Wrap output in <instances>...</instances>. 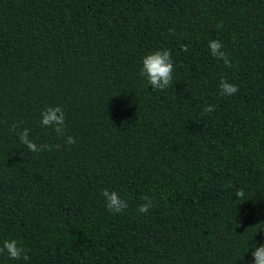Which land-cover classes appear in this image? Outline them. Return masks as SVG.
Instances as JSON below:
<instances>
[{"label": "trees", "instance_id": "trees-1", "mask_svg": "<svg viewBox=\"0 0 264 264\" xmlns=\"http://www.w3.org/2000/svg\"><path fill=\"white\" fill-rule=\"evenodd\" d=\"M157 49L174 66L163 91L139 76ZM53 105L74 144L40 124ZM13 123L50 149L29 152ZM102 189L128 207L108 211ZM258 224L264 0H0V241L29 256L0 264H246Z\"/></svg>", "mask_w": 264, "mask_h": 264}, {"label": "clouds", "instance_id": "clouds-1", "mask_svg": "<svg viewBox=\"0 0 264 264\" xmlns=\"http://www.w3.org/2000/svg\"><path fill=\"white\" fill-rule=\"evenodd\" d=\"M219 27V25H218ZM173 35L174 29H169ZM209 51L212 56L223 61L226 67H232V63L229 59L227 52H225L224 45L219 40H210L208 42ZM182 51H188V45H181ZM173 62L171 59V52L167 49H157L152 52L145 53L141 58V66L139 69V76L144 78L151 88L156 90H166L173 84ZM220 95L233 96L239 89L234 83L229 82L227 79L221 78L219 82ZM215 111V106L205 103L203 105L204 114H210ZM65 114L62 107L59 105L46 106L40 112V124L45 128H50L58 139H63L65 144H74L75 138L67 135ZM9 131L17 135L20 143L26 146L27 150L32 153H38L46 149H50L49 145H37L29 137V130L27 128H21L20 124L13 123L9 125ZM55 147L59 149L61 144H56ZM237 197H243V190H237L235 193ZM101 196L104 198L105 207L112 213L123 212L128 207L127 200L123 199L121 195L116 191H110L108 189L101 190ZM144 203H141L137 207V211L140 213H147L153 207L152 200L144 196L141 198ZM264 234V225H257L256 231ZM254 233V234H255ZM251 256L253 259L246 262V264H264V236L259 246L253 244ZM0 253H6L12 260H29V256L24 247L18 244L15 239H5L0 241Z\"/></svg>", "mask_w": 264, "mask_h": 264}]
</instances>
